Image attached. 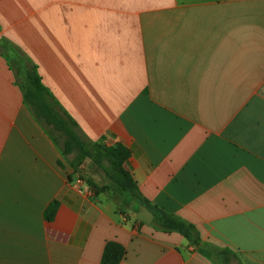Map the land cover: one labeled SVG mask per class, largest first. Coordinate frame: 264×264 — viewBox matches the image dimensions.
<instances>
[{
	"label": "crops",
	"instance_id": "obj_1",
	"mask_svg": "<svg viewBox=\"0 0 264 264\" xmlns=\"http://www.w3.org/2000/svg\"><path fill=\"white\" fill-rule=\"evenodd\" d=\"M33 66L48 103L26 102ZM49 103L126 147L142 197L198 243L96 195ZM110 242L121 264H264V0H0V264H102Z\"/></svg>",
	"mask_w": 264,
	"mask_h": 264
},
{
	"label": "trees",
	"instance_id": "obj_2",
	"mask_svg": "<svg viewBox=\"0 0 264 264\" xmlns=\"http://www.w3.org/2000/svg\"><path fill=\"white\" fill-rule=\"evenodd\" d=\"M25 77L28 85V89L25 91L27 104L32 103V100L36 101L43 99L42 96L51 97L47 89L43 86L36 67L33 66L32 69L27 70V72H25ZM37 96L40 98H37ZM39 114L44 122L46 121V123L53 126L56 131L62 132L66 136V155L73 153L75 146L80 149L81 156H78L76 162L72 164L76 173H78V169L82 166L83 161H91L93 165L99 167V169L106 174L112 185L115 187L116 193H128L130 198L137 201V203H141L148 211H150L153 214L155 224L160 230L165 233H180L193 244L196 245L198 243L199 239L194 226L185 223L177 217L164 213L158 207L152 205L142 197L137 184L131 175L124 169V165L131 157V153L126 147L117 145L113 148L107 149L101 145H89L80 142L79 139L67 128V125L69 124L72 127L75 126L73 122L70 123L66 121V123L51 107H46L45 105ZM86 184L96 195L105 193L106 191L105 187H99L90 180L86 181ZM57 209L58 203L55 201L45 213V218L48 221H52L56 215ZM125 255L126 251L123 246L115 242H110L105 247L102 264H121ZM221 255L224 261L228 263L231 257L230 252L224 251Z\"/></svg>",
	"mask_w": 264,
	"mask_h": 264
},
{
	"label": "rangeland",
	"instance_id": "obj_3",
	"mask_svg": "<svg viewBox=\"0 0 264 264\" xmlns=\"http://www.w3.org/2000/svg\"><path fill=\"white\" fill-rule=\"evenodd\" d=\"M43 101H45L46 103L50 102L49 98L46 96H42ZM37 98H40L37 96ZM50 105V103H49ZM50 107L53 109V106L50 105ZM55 111V110H54ZM41 112V110H39V113ZM66 122V121H65ZM67 123V122H66ZM69 124V123H68ZM67 128L71 131V133L73 135H75L77 137V135L75 134L74 128L69 124L67 125ZM79 139L80 142L85 143L81 138L77 137ZM67 142V139H66ZM86 145V144H85ZM74 152L75 155L71 156L69 159H74L75 161L73 163L76 162L78 156H81L80 153V149L78 147H74ZM72 154V153H71ZM76 156V157H75ZM74 169V168H73ZM75 171V170H74ZM76 173V172H75ZM79 175V179H83V182L85 183L86 181L90 180L92 182H94L96 185H98L99 187H105L106 191L105 193L109 194V195H116L118 193H116L115 191V187L112 185L111 181L109 180V178L106 176V174L99 169V167L93 165L91 163V161L89 160H85L82 163V166L78 169V173H76ZM82 177V178H81ZM89 187V186H88ZM90 188V187H89ZM91 189V188H90ZM92 190V189H91ZM93 191V190H92ZM130 197V196H129ZM132 199V198H131ZM133 200V199H132ZM134 202H137L135 200H133ZM141 206H143L141 203H139ZM150 212V211H149ZM151 213V212H150ZM152 214V213H151ZM153 215V214H152Z\"/></svg>",
	"mask_w": 264,
	"mask_h": 264
}]
</instances>
